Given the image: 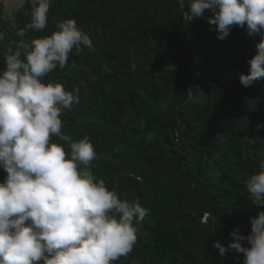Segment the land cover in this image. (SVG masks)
I'll return each instance as SVG.
<instances>
[{
	"label": "trees",
	"instance_id": "trees-1",
	"mask_svg": "<svg viewBox=\"0 0 264 264\" xmlns=\"http://www.w3.org/2000/svg\"><path fill=\"white\" fill-rule=\"evenodd\" d=\"M187 5L51 0L46 28L26 34L29 41L51 35L71 18L92 41L42 82L79 90L61 131L73 141L88 137L94 177L148 210L132 250L112 264H243L242 253L220 256L214 242L227 248L229 232L247 235L250 217L264 211L244 192L264 152V78L239 82L261 35L234 26L218 40L210 12L184 22ZM32 7L27 0L8 16L0 7V71ZM51 141L70 151L57 136ZM5 176L0 169V182Z\"/></svg>",
	"mask_w": 264,
	"mask_h": 264
},
{
	"label": "clouds",
	"instance_id": "clouds-1",
	"mask_svg": "<svg viewBox=\"0 0 264 264\" xmlns=\"http://www.w3.org/2000/svg\"><path fill=\"white\" fill-rule=\"evenodd\" d=\"M50 4L33 0L29 21L15 33V50L2 57L0 169L6 176L0 182V264H112L132 250L148 210L138 200L118 198L94 177L90 162L97 153L88 137L73 141L61 131V115L79 103V90L45 84L42 78L65 66L73 49L79 54L93 45L71 18L59 22L51 35L27 40L28 31L46 28ZM206 11L218 40L234 26L244 27L249 36L261 35L239 82L249 87L264 78V0H188L182 18L190 24ZM52 136L68 145V154ZM259 157V171L244 187L257 208L264 207V152ZM250 222L247 235L237 228L229 232L227 248L214 242L220 256L234 249L243 254V264H264V211Z\"/></svg>",
	"mask_w": 264,
	"mask_h": 264
},
{
	"label": "rangeland",
	"instance_id": "rangeland-1",
	"mask_svg": "<svg viewBox=\"0 0 264 264\" xmlns=\"http://www.w3.org/2000/svg\"><path fill=\"white\" fill-rule=\"evenodd\" d=\"M22 0H6L4 1V5H3V8H2V15L4 16H8V15H11L12 13H14L16 11V9L19 7V5H16V4H19V2H21ZM33 5V0H32V3Z\"/></svg>",
	"mask_w": 264,
	"mask_h": 264
},
{
	"label": "crops",
	"instance_id": "crops-1",
	"mask_svg": "<svg viewBox=\"0 0 264 264\" xmlns=\"http://www.w3.org/2000/svg\"><path fill=\"white\" fill-rule=\"evenodd\" d=\"M4 1H6V0H0V7L1 8H3ZM26 1L27 0H22L21 2H19V4H16V5H19V7L16 10L20 9ZM28 1H30L32 3V0H28Z\"/></svg>",
	"mask_w": 264,
	"mask_h": 264
}]
</instances>
